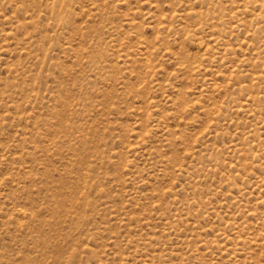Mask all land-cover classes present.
Masks as SVG:
<instances>
[{
    "label": "rangeland",
    "instance_id": "374dc122",
    "mask_svg": "<svg viewBox=\"0 0 264 264\" xmlns=\"http://www.w3.org/2000/svg\"><path fill=\"white\" fill-rule=\"evenodd\" d=\"M0 264H264V0H0Z\"/></svg>",
    "mask_w": 264,
    "mask_h": 264
},
{
    "label": "bare ground",
    "instance_id": "6f19581e",
    "mask_svg": "<svg viewBox=\"0 0 264 264\" xmlns=\"http://www.w3.org/2000/svg\"><path fill=\"white\" fill-rule=\"evenodd\" d=\"M263 4V3H262Z\"/></svg>",
    "mask_w": 264,
    "mask_h": 264
}]
</instances>
